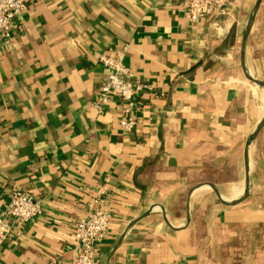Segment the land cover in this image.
I'll return each mask as SVG.
<instances>
[{"label":"crops","instance_id":"0c3cea01","mask_svg":"<svg viewBox=\"0 0 264 264\" xmlns=\"http://www.w3.org/2000/svg\"><path fill=\"white\" fill-rule=\"evenodd\" d=\"M24 2L0 36V213L21 189L41 214L14 226L0 264H74L75 224L96 197L110 222L95 264H264V126L248 152L251 196L226 208L207 187L224 202L245 190L246 141L264 116L239 59L256 0L193 24L185 0ZM124 46L131 82L150 87L130 134L121 99L93 108L108 75L99 58ZM246 65L264 83V0Z\"/></svg>","mask_w":264,"mask_h":264},{"label":"built area","instance_id":"2783aa9c","mask_svg":"<svg viewBox=\"0 0 264 264\" xmlns=\"http://www.w3.org/2000/svg\"><path fill=\"white\" fill-rule=\"evenodd\" d=\"M186 18L197 23L213 13H223L229 0H185ZM24 0H0V36L9 39L12 22L25 12ZM129 48H115L110 55L99 58V62L108 71L106 81L99 88L97 101L93 108L106 107L112 98L125 103L124 117L119 122L123 134L133 132L138 121L134 115L138 97L150 87L147 84L133 83L129 70L124 64ZM41 214V204L30 195L17 189L10 194L6 208L0 213V245L11 237L15 225L21 226ZM110 215L103 209L102 201L96 197L88 205L85 214L74 228L76 260L74 264H95L97 249L104 240L109 227Z\"/></svg>","mask_w":264,"mask_h":264},{"label":"water","instance_id":"95a60500","mask_svg":"<svg viewBox=\"0 0 264 264\" xmlns=\"http://www.w3.org/2000/svg\"><path fill=\"white\" fill-rule=\"evenodd\" d=\"M262 0H256L254 7L252 8L251 13L249 14L247 20L245 21L244 27L242 29L241 33V42H240V49H239V59H240V68L242 71V74L247 82H249L251 85H253L255 88L260 90L262 94L264 95V83L261 81L256 80L253 78L247 69L246 65V45H247V39L250 33V30L254 24V20L256 17V14L258 12V9L260 7ZM264 126V116L262 120L259 122V124L254 128V130L251 132L249 135L247 141H246V146H245V151H244V168H245V190L243 193L242 198H240L237 202H224L223 200L220 199L216 191L211 185H207L217 196L218 202L223 206V207H235L241 202H243L245 199H247L249 196H251L252 192V180L249 172V167H248V152L250 145L252 141L258 136L259 132ZM190 195V194H189ZM187 212H188V202L186 204ZM188 220V214L186 217V221Z\"/></svg>","mask_w":264,"mask_h":264},{"label":"bare ground","instance_id":"6f19581e","mask_svg":"<svg viewBox=\"0 0 264 264\" xmlns=\"http://www.w3.org/2000/svg\"><path fill=\"white\" fill-rule=\"evenodd\" d=\"M263 97H264V96H263ZM233 190H234V189H233ZM240 191H241V190H240ZM240 191H239V192H240ZM242 191H243V190H242Z\"/></svg>","mask_w":264,"mask_h":264}]
</instances>
